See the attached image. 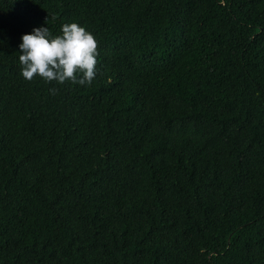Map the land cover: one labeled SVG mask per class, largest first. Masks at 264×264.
Masks as SVG:
<instances>
[{
    "label": "trees",
    "instance_id": "16d2710c",
    "mask_svg": "<svg viewBox=\"0 0 264 264\" xmlns=\"http://www.w3.org/2000/svg\"><path fill=\"white\" fill-rule=\"evenodd\" d=\"M65 23L91 85L25 80ZM0 264H264V0H0Z\"/></svg>",
    "mask_w": 264,
    "mask_h": 264
},
{
    "label": "clouds",
    "instance_id": "9594fccd",
    "mask_svg": "<svg viewBox=\"0 0 264 264\" xmlns=\"http://www.w3.org/2000/svg\"><path fill=\"white\" fill-rule=\"evenodd\" d=\"M21 41L19 64L27 81L39 77L46 83L84 86L91 85L96 77L98 41L77 23L63 24L59 35H53L47 26L37 27Z\"/></svg>",
    "mask_w": 264,
    "mask_h": 264
}]
</instances>
